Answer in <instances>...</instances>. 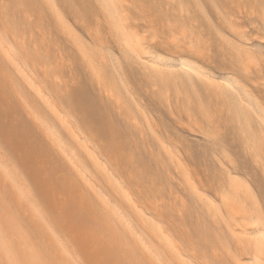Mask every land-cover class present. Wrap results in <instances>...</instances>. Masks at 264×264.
Masks as SVG:
<instances>
[{"label": "bare ground", "instance_id": "obj_1", "mask_svg": "<svg viewBox=\"0 0 264 264\" xmlns=\"http://www.w3.org/2000/svg\"><path fill=\"white\" fill-rule=\"evenodd\" d=\"M211 47L236 75L192 59L208 61ZM80 74L127 126L129 145L148 156L146 176L131 169L129 152L119 156L120 145L115 154L98 139L103 127L97 139L109 146L100 149L88 122L76 120L74 110L88 113L82 89L71 93ZM127 74L171 119L183 113L185 130L231 132L264 191V0H0V100L14 96L62 167L45 172L41 145L36 166L33 153L0 145V264H264V201L229 166L220 141L204 169L215 198L194 184ZM216 168L218 180L209 177Z\"/></svg>", "mask_w": 264, "mask_h": 264}, {"label": "rangeland", "instance_id": "obj_2", "mask_svg": "<svg viewBox=\"0 0 264 264\" xmlns=\"http://www.w3.org/2000/svg\"><path fill=\"white\" fill-rule=\"evenodd\" d=\"M159 45H154V48L156 49L157 48V52L159 53H165V50L161 48V50L159 49V47H157ZM154 49V50H155ZM156 51V50H155ZM168 53V52H167ZM169 54V53H168ZM210 59L207 61L205 59V61H207L208 65L205 64V61L203 62V60H199L202 61L200 62L197 58H192L193 60H195L196 62H198L202 67H204L205 69L213 72L214 74L216 75H225V74H231V75H236V73H234L233 71H230L229 68H227L226 66H224L223 63H221L222 61H219V59L217 58V51L214 47H211V51H210ZM211 60V61H210ZM212 63H210V62ZM219 61V62H217ZM217 63V64H216ZM220 63V64H219ZM214 64V66H213ZM210 65H212L210 67ZM216 65H221L222 68L219 69V67L217 66L215 68ZM223 65V66H222ZM209 67V68H208ZM214 67V68H212ZM217 69V70H216ZM221 70V71H219ZM227 71V72H226ZM225 72V73H224ZM125 78H126V81L128 83V86L130 88V90H132V94L134 96V98L138 101V103L144 108L146 109V111L149 113V115L153 118V121L156 123V125L158 126V128H156L157 130V133L158 135L162 138V140L164 141L165 145H167L168 147H170L171 149H175V150H178L176 153L181 155L178 157L182 158L181 160L185 163L184 166L189 169V172H190V176H191V180L194 184H197L198 183L200 186L202 184L203 188L206 190V194L209 195L210 197L212 198H215V195L213 194L214 191L212 189H209L207 188L206 186H204V181H205V178H206V171L204 169H206V167L210 166L211 165V159H210V156H209V152H210V149L213 147V145H215L218 141H220V144H222L226 150V153L228 154V156H230V159L232 158V162H228L229 166L231 168H233L237 175L243 179V181L247 182V184H249L255 191V193L260 197V200L264 201V191H262V181H261V178L258 174H256L252 168L250 167L249 165V162H248V158L247 156L245 155V153H243V147L242 145L240 144V141H238L234 135L231 134V132L229 131H226L224 130L223 128H221V130H219V132L216 134V133H212L210 132L211 134H209L210 136H204L202 134H199L197 132H189V129L186 128V131L185 130V115L181 112H177V111H174L175 114H172L174 117H170V113L168 112V108L166 109V107H163V106H160V104L158 103V101L156 102L157 99H154L152 98V95L151 93L149 92V90H144L145 87L144 85L141 84L140 80H138V77L135 76V75H130V74H127L125 75ZM135 78V79H134ZM248 84V82H246ZM78 85H75L72 89H71V93H76L78 92V90H81L82 91V94L81 96L79 97L80 98V103L84 106L86 112H88L85 116L86 119H84L82 116V114L80 115V113H78V111L74 110L73 113H74V116L76 118V120L78 122H80L81 124L83 123V121H86L88 122L89 126H90V130L93 131V135L96 137V142H97V146L100 145L101 147H99L100 149H105L107 148L110 144V146L108 148H110L111 146V150L112 148L114 150L112 151H115L118 149V146L117 145H120L119 147V151L118 152H123L124 154L123 155H119L121 157L124 158V155L125 153H127L126 155L128 156V154L130 155V157L132 158V163L131 165H133L131 167V169L133 171H136L138 173H141V175L144 177L148 174V171L150 170L149 169V166H148V156L145 155L144 152H142L141 150H134L130 145H129V142L125 139V137L123 136V133H127V126L124 125L122 123L121 120H119L117 117H116V114L113 112L114 110L111 108V105L105 100V99H100L98 94H97V91L95 90H92L90 89L91 91H89V84H87L86 80L84 79V77L80 74L79 76V80H78ZM142 87V88H141ZM144 91V92H143ZM145 91H148L147 93H145ZM75 96V95H74ZM151 98H149V97ZM82 97V98H81ZM91 98V99H90ZM99 100L101 102V104L99 105ZM141 100H142V103H141ZM4 101V100H3ZM2 100H0L1 104L2 103H5L2 105H0V107L2 108L1 111H0V114L3 113V107H8L7 109L5 108V110H10L8 114H4L3 116H0L1 119L4 120V118L6 119V121H3V123H7V124H11L15 119L17 120L16 122H13V123H16L15 125L13 124L14 128L12 127V125H8L7 127L5 126V124L2 125V122H1V119H0V138L2 140V143H0L2 149L5 151V152H8V150L11 148V149H14L15 152H19L21 150H23V148L28 151V153H33L31 154V162H33L32 164H34L37 159H40L41 157H39L38 155H41L40 152L38 151L39 148L37 149V147H40V145L42 146V142H41V138H40V135L39 133L32 127L31 123H30V120L28 117H26L27 115L24 113V111H22L23 109L20 108V104L16 101V99L14 98V96H11L10 95V100L9 101H5L3 102ZM88 101V102H87ZM14 103V104H13ZM103 103V105H102ZM8 104V105H7ZM9 104L11 107H9ZM13 104V105H12ZM85 104V105H84ZM97 105V106H96ZM151 109H150V107ZM13 106V107H12ZM101 106V107H100ZM89 107V108H88ZM158 107V109L156 110V108ZM15 108V109H14ZM17 108V109H16ZM163 108V109H162ZM12 109V110H11ZM88 109V110H87ZM4 110V111H5ZM14 110V114L16 116H18L17 118L15 116H12V112ZM8 111H5L8 112ZM12 111V112H11ZM18 111V112H17ZM89 111H90V114H89ZM159 111V112H158ZM98 112V113H97ZM11 113V114H10ZM77 113V114H75ZM97 113V114H96ZM109 114L113 117V124H115L114 127V130L115 132L117 131V134L115 132H113L114 134V137L115 139H117L118 137V144H116V140H112L110 141V137H108V135L110 136L113 131V127L111 128L110 127V130L108 129V126H106L107 121H105V116L104 114ZM106 114V115H107ZM159 114V115H158ZM180 116H179V115ZM2 115V114H1ZM12 116L11 118L14 119L12 120L10 117ZM76 115H79V116H76ZM7 116V117H5ZM25 116V117H24ZM104 116V117H102ZM96 117V118H95ZM180 117V118H179ZM7 118H10L12 121H10L9 119ZM28 118V119H26ZM93 118L95 119V121L93 120ZM173 118L175 119L174 122H173ZM179 118V119H178ZM20 119V120H19ZM90 119V120H89ZM98 119V120H97ZM177 119V120H176ZM9 120V121H7ZM92 120V121H91ZM104 120V121H103ZM91 121V122H90ZM101 121V122H100ZM115 121V122H114ZM177 121V123H175ZM181 122V123H184L183 126L181 123H178V122ZM11 122V123H9ZM94 122V123H93ZM98 123V124H97ZM101 123V125H99ZM175 123V124H174ZM94 124V125H93ZM97 124V125H96ZM176 124H180V128L178 125ZM104 125V126H103ZM98 126V127H97ZM106 126V127H105ZM156 126V127H157ZM178 126V127H177ZM19 127H22L23 130H27L26 132H24L21 128ZM100 127H103L104 129L102 130L103 133H102V137L99 136L98 137V134L100 135L101 131H100ZM187 127V126H186ZM11 128L14 130L11 131ZM108 129V132H110L108 134L107 130ZM87 129V128H85ZM96 129H99V130H96ZM112 129V131H111ZM183 129V130H182ZM89 130V129H87ZM89 130V131H90ZM129 130V129H128ZM91 131V132H92ZM100 131V132H98ZM106 131V132H104ZM159 131V132H158ZM95 132V133H94ZM180 133V134H179ZM115 134H116V137H115ZM167 134V135H165ZM105 135V136H104ZM122 135V136H121ZM179 135V136H178ZM16 136V137H15ZM100 138V141L104 142L105 144H107V140L109 141V145L105 146V144L103 145L102 142H99L98 139ZM16 138V139H15ZM171 138H172V141H171ZM209 138V140H208ZM10 139V140H9ZM110 139V140H109ZM123 139V140H122ZM170 139V140H168ZM217 139V140H216ZM39 140V141H38ZM10 141V142H9ZM115 141V142H113ZM168 141V142H167ZM1 142V141H0ZM6 142V143H5ZM110 142H113V144L117 147H113V144L110 143ZM121 142H123L121 144ZM186 142V143H185ZM16 143V144H15ZM19 143V144H17ZM22 143V144H21ZM99 143V144H98ZM233 143V144H232ZM10 145V146H9ZM123 145V146H122ZM129 145V147H128ZM9 146V147H7ZM21 146L19 149L18 147ZM32 146V147H31ZM36 146V147H35ZM30 147V149H29ZM43 147V146H42ZM103 147V148H102ZM17 148V149H16ZM36 148V151H38V154L36 156L35 153H37L34 149ZM43 149L45 150V152H48L50 154V156H48V153H46L45 157H49L48 159H46L47 161L51 158V161L50 162H45L46 160L42 161L41 159L39 160L38 164L41 163L43 164H40L44 167V164L46 165L49 164L51 166H48V168L50 169H47L46 166L45 168H43L44 170H46L45 172L48 173L49 175L52 174L51 172H53L54 174L52 175H55L56 174V170H61V164L58 162V160H56L57 158L53 155L52 152H50L49 150H46L45 149V146L43 147ZM109 149V150H110ZM132 149V150H131ZM18 150V151H17ZM189 150V151H188ZM191 150V151H190ZM228 150V151H227ZM204 151V152H203ZM9 152H11V150H9ZM24 152V151H23ZM35 152V153H34ZM207 152V153H206ZM112 153H115V154H118L115 152H112ZM185 153V154H184ZM186 153L188 154V156L186 155ZM190 153V154H189ZM230 153V154H229ZM18 154H21V153H18ZM36 157H35V156ZM186 155V156H185ZM241 155V156H240ZM53 156V157H51ZM126 156V158H127ZM34 157V159L32 158ZM43 157V156H42ZM56 158L55 161L57 162L54 163V159L53 158ZM204 157V158H202ZM37 158V159H36ZM123 158L120 159V161L122 160L123 161ZM33 159V160H32ZM43 159V158H42ZM36 160V161H35ZM240 160V162H239ZM243 160V161H242ZM35 161V162H34ZM121 161V162H122ZM54 164H53V163ZM207 162V163H206ZM234 162V163H233ZM200 163V164H199ZM202 163V164H201ZM233 163V166L232 164ZM53 164V165H52ZM54 165L56 167H54ZM34 166H36V164H34ZM60 166V167H59ZM54 167V168H53ZM59 167V168H58ZM236 167V169H235ZM52 168V169H51ZM139 170V171H138ZM239 170V171H238ZM246 170V171H245ZM194 172V174H193ZM195 172H196V176L200 179H195L194 175H195ZM212 173H210L211 175L209 176L210 178L212 177V179L214 180H218L219 178V173H218V170L217 168L215 169V171H211ZM215 172V173H214ZM121 176L124 177L125 181H126V176H125V172L123 170H119L118 172ZM200 173V174H199ZM246 173V174H245ZM251 173L253 175H251ZM204 174V175H203ZM215 174V175H213ZM196 177V178H197ZM216 178V179H215ZM250 178V179H249ZM256 178V179H255ZM128 182V179L127 181ZM252 182V183H251ZM132 182H130L131 184ZM262 184V185H261ZM133 185V184H131ZM197 185V186H199ZM206 187V188H205ZM182 189H180L179 191L177 190L176 192V195H178V197H181V199H183L184 201H188V197H187V193H185V190H184V193L182 194ZM210 190V191H209ZM181 191V192H180ZM258 191V192H257ZM180 216H184L185 215V211H183L182 213L179 214ZM177 216V217H180V216ZM185 217V216H184ZM191 228V227H189Z\"/></svg>", "mask_w": 264, "mask_h": 264}]
</instances>
